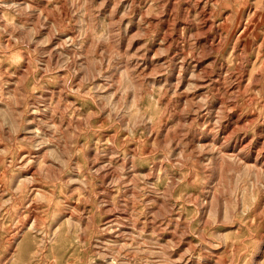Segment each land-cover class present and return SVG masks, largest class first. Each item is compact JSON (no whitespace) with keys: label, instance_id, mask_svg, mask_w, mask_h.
Masks as SVG:
<instances>
[{"label":"rangeland","instance_id":"374dc122","mask_svg":"<svg viewBox=\"0 0 264 264\" xmlns=\"http://www.w3.org/2000/svg\"><path fill=\"white\" fill-rule=\"evenodd\" d=\"M0 264H264V0H0Z\"/></svg>","mask_w":264,"mask_h":264}]
</instances>
